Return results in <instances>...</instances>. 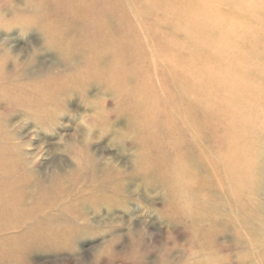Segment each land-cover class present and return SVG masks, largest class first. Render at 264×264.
<instances>
[{"label": "rangeland", "instance_id": "374dc122", "mask_svg": "<svg viewBox=\"0 0 264 264\" xmlns=\"http://www.w3.org/2000/svg\"><path fill=\"white\" fill-rule=\"evenodd\" d=\"M163 1L0 0V264H207L215 254L264 264V128L235 142L226 127L215 140L218 128L208 147L189 145V126L204 121L187 95L206 81L242 82L240 95L264 102L254 75L264 70V0L210 1L202 50L184 59L173 45L156 51L184 37L173 16L137 15ZM229 12H245L256 38L246 36L240 65L221 67L212 37L216 23L234 28ZM200 147L222 160H200L190 175Z\"/></svg>", "mask_w": 264, "mask_h": 264}, {"label": "bare ground", "instance_id": "6f19581e", "mask_svg": "<svg viewBox=\"0 0 264 264\" xmlns=\"http://www.w3.org/2000/svg\"><path fill=\"white\" fill-rule=\"evenodd\" d=\"M197 1H203V0H164L163 2H159V3L158 2L149 3V6L144 7V8L140 7L138 11L139 13L137 14L140 19L145 20V22L150 19H154L156 20V22L162 23L165 20H167L169 16H173L172 18L174 20V23L172 27L176 28L179 31H182L183 33L184 37L181 38L180 41L176 40V42H174V39L170 38L171 39L170 40L167 38L163 40L164 41L163 44H162V41L159 44L156 43L155 45L157 48L156 49L157 52H161V50H164L165 46L168 44L170 46L173 45V47H175L178 51V53H175V54L179 56L180 59H184L186 57L185 53L187 50H190V51L193 50L196 52H199L202 50V45H203V42L205 41V37L202 39V34L200 32H203L205 29H207L208 24L206 21L202 20L204 17H201V16L204 15L206 17H210L214 15L217 10L215 11L216 3L210 2L214 0H204L207 3H199L200 5H204L203 10L201 11V15L195 14L194 12H197V11H195L196 10L195 7L192 8V5L194 4V2H197ZM229 13L230 14H228L226 17L230 18L231 22L229 23L230 24L232 23L234 28L229 29V28H226L225 26H220L218 25V23H216L215 27L217 29L216 30L217 33L212 37V39L215 40V45L218 49L217 52H219L220 56L224 59V62H225L221 64L220 61H216V63L220 65L221 67H225L226 65L227 66L240 65V61H241L240 58H244V57L240 56L242 52L239 49L242 46L247 45L246 36L252 35V41H251L252 43H253V39L256 38V34L254 32L255 30L254 26H249L245 22V20L248 19V18L245 19V12H241L238 14L233 13V12H229ZM160 14H161V17L159 16ZM238 16H241V17H238ZM236 21H238L239 23ZM235 22L238 24H234ZM144 28H147V27H144ZM155 34L156 33L151 34L149 37L145 36V38L154 39L155 36H157ZM164 36L165 35L163 34L162 37ZM187 40L191 42L193 41V43L189 45L187 44L188 42H186ZM175 54H172L167 59L168 61H166V64L168 65L169 72L173 74L175 86L177 88H180L184 84V79L181 75L177 73L178 62L174 58ZM195 63L197 64V62ZM263 74H264L263 69L256 70L254 72V75L256 76L255 78L257 77L259 78V76L260 77L264 76ZM244 85L245 84H243L242 82H239L237 84L225 82L222 85H217L215 82L211 83V82L206 81L205 84L203 83L202 85V89H204L202 91L203 93L201 94L200 92H196L193 94L185 93V95L187 94L189 95V97H193L192 100L187 98L190 101L189 105L192 107V111H193L192 114L196 115L199 121L200 120L204 121V123L202 122H201L202 124L200 123L201 127H197L196 124L189 126L191 127V132H192L190 139L188 141L189 145L190 144L193 145V143H195L200 146V140L205 138V142L203 146L208 147V142L210 139H212L211 138L213 137L212 135H214L213 132H216V130L219 128L220 133L217 132L218 138L215 139L218 141V139H221V137H223L222 131L223 129H225V127L230 130V133L226 134L224 139L227 137L226 139L231 142H235L237 139H240L241 137L245 135H250V134L256 137H259V138L262 137L263 132H258V131H260L259 130L260 128H264V123L261 122V118H264L262 117L263 111H264V105H263L264 102L262 104L260 102H257L255 98H259L258 96L257 97L256 96L245 97L243 95H240L239 91L240 89L243 88ZM222 92H225L227 95ZM211 95H215L216 97H218V100H211L210 98L206 99L207 96H211ZM161 96L167 99L173 98L172 92H169V91L168 92L163 91ZM184 102H187V100L181 101L180 103L183 104ZM196 102L198 103V106L194 104ZM256 105L257 107H255L256 108L255 109L254 106ZM240 128H242V130ZM263 143L264 142L262 141L261 145H264ZM245 146H252V145H245ZM205 147L203 148L200 147L202 148L201 150L204 152L200 151L199 158H197L196 153H194L196 148L191 149L192 154L189 157L188 164L186 165V168L188 169L187 170L188 174L194 175V173H196L195 172L196 166H198L200 160L205 161V160L212 159V158L222 160V154H216V153L213 154L211 153V151L207 152V148ZM219 152H221V150ZM182 167L184 169L181 168L180 172L182 171V169L183 171L186 169L185 165H183ZM201 167H203V169L205 170V173H207L209 176H210V171L214 170L212 166L207 165V164L205 165L203 164ZM4 173L5 172L0 171V175ZM209 176L208 178H210ZM199 189H198V192H199ZM205 190L208 192V189H205ZM6 191L7 189L4 188V192ZM0 193H2L1 188H0ZM209 193L211 192L209 191ZM1 197L2 196H0V198ZM6 199L7 198L0 199V209L4 210L8 208L6 204H4L6 202Z\"/></svg>", "mask_w": 264, "mask_h": 264}, {"label": "clouds", "instance_id": "9594fccd", "mask_svg": "<svg viewBox=\"0 0 264 264\" xmlns=\"http://www.w3.org/2000/svg\"><path fill=\"white\" fill-rule=\"evenodd\" d=\"M86 127L88 126L86 125ZM90 131H89V135H90ZM205 259L207 261V264H226V257L219 254L205 257Z\"/></svg>", "mask_w": 264, "mask_h": 264}]
</instances>
